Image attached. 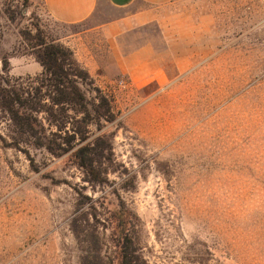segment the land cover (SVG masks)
Masks as SVG:
<instances>
[{
  "label": "rangeland",
  "instance_id": "obj_1",
  "mask_svg": "<svg viewBox=\"0 0 264 264\" xmlns=\"http://www.w3.org/2000/svg\"><path fill=\"white\" fill-rule=\"evenodd\" d=\"M167 19L133 33V48L148 40L155 51L140 83L117 71L95 83L116 118L89 130L88 142L106 134L111 145L104 185L86 182L72 152L21 142L0 113V136L20 141L0 139V264H80L71 224L93 205L97 218L82 224L117 264L111 217L121 203L149 264H264V0H180ZM75 30L30 0H0V60L29 67L22 76L11 67L25 91L39 86L38 37L57 42Z\"/></svg>",
  "mask_w": 264,
  "mask_h": 264
},
{
  "label": "trees",
  "instance_id": "obj_2",
  "mask_svg": "<svg viewBox=\"0 0 264 264\" xmlns=\"http://www.w3.org/2000/svg\"><path fill=\"white\" fill-rule=\"evenodd\" d=\"M31 48L35 61L43 68L42 74L36 78L39 86L34 88V93L25 91L18 84L21 79L10 75V58L3 56L0 60V113L9 118L21 142L44 148L53 155L72 152L70 160L83 170L86 182L93 189L104 185L108 174L104 160L110 159L111 145L105 142L106 134L93 141L88 140L93 124L116 120L112 101L95 85L69 48L43 37H38ZM88 92L93 94L92 98ZM42 114L46 115L49 126L55 131L48 130L39 119ZM0 139L10 147L20 146L18 139L13 138L16 140L13 143H8L1 136ZM90 209L94 214L82 211L71 224L72 232L82 246L80 264H107L98 230L82 224L85 220L89 225L90 216L97 218L96 206ZM112 213L118 248L117 264H149L131 233L135 228V215L124 203L113 208Z\"/></svg>",
  "mask_w": 264,
  "mask_h": 264
},
{
  "label": "crops",
  "instance_id": "obj_3",
  "mask_svg": "<svg viewBox=\"0 0 264 264\" xmlns=\"http://www.w3.org/2000/svg\"><path fill=\"white\" fill-rule=\"evenodd\" d=\"M38 5L47 20L73 32L61 34L57 42L69 48L80 66L99 86L117 74L133 83L149 63L154 53L148 40L131 46L133 33H141L149 25L165 28L170 11L180 0H30ZM110 10V13L106 9ZM126 47L128 48L126 50ZM129 47H131L129 49ZM133 48V49H132ZM151 49V50H150ZM154 51V52H153ZM21 60H10L12 73H29V67L16 71ZM35 73L42 74V66L35 61ZM142 75H146L143 73Z\"/></svg>",
  "mask_w": 264,
  "mask_h": 264
}]
</instances>
